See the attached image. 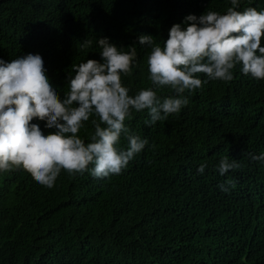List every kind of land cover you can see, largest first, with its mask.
I'll list each match as a JSON object with an SVG mask.
<instances>
[{"label": "trees", "instance_id": "16d2710c", "mask_svg": "<svg viewBox=\"0 0 264 264\" xmlns=\"http://www.w3.org/2000/svg\"><path fill=\"white\" fill-rule=\"evenodd\" d=\"M229 6V0H0V58L39 52L49 79L63 88L70 65L99 60L95 37L107 36L137 47L139 67L122 77L133 95L151 86L140 34L159 43L187 14ZM246 7L264 9V0H241L237 10ZM85 37L93 46L80 51ZM233 74L232 81H208L186 93L188 105L153 126L144 125L146 113H133L126 123L151 147L119 175L62 170L47 188L24 168L0 173V264H264V162L250 156L264 152V80L239 66ZM90 131L88 125L79 135ZM221 156L241 167L219 175L214 165ZM201 163L208 165L204 174L197 173ZM229 180L230 191H221Z\"/></svg>", "mask_w": 264, "mask_h": 264}, {"label": "clouds", "instance_id": "9594fccd", "mask_svg": "<svg viewBox=\"0 0 264 264\" xmlns=\"http://www.w3.org/2000/svg\"><path fill=\"white\" fill-rule=\"evenodd\" d=\"M229 3L224 13L187 14L159 43L151 34H140L139 45L149 50L151 86L133 95L122 77L132 76L139 67L137 47L117 46L107 36L95 37L100 59L72 63L63 88L49 79L39 52L10 61L0 58V173L24 168L47 188L54 186L62 170L98 179L119 175L146 146L151 147L126 123L133 113H146L144 125L149 127L167 120L188 105L186 93L208 81H232L237 66L243 75L264 80V9L240 11L241 0ZM92 46L93 39L85 37L78 48ZM165 89L169 94H162ZM88 125L92 131L82 138L79 133ZM122 138L126 147L120 146ZM250 156L264 162V152ZM207 166L201 163L197 173L204 174ZM240 167L237 159L221 156L214 170L223 176ZM231 184L229 180L219 187L228 192Z\"/></svg>", "mask_w": 264, "mask_h": 264}]
</instances>
